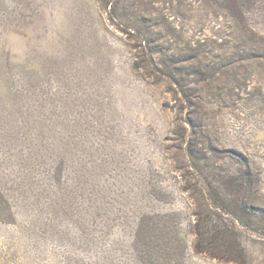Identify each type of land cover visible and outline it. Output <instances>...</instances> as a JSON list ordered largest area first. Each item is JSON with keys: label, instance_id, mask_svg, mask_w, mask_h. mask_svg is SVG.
I'll list each match as a JSON object with an SVG mask.
<instances>
[{"label": "rangeland", "instance_id": "rangeland-1", "mask_svg": "<svg viewBox=\"0 0 264 264\" xmlns=\"http://www.w3.org/2000/svg\"><path fill=\"white\" fill-rule=\"evenodd\" d=\"M194 43L205 52L203 64L215 69L208 78L185 77L184 87H175L133 70V48L140 44L167 51L171 44L186 49ZM262 56L264 0H0V119L13 113L11 122L20 128L17 75L23 70L32 87L27 109L46 115L58 137L54 144L66 145L63 154H53L57 158H44L47 165L64 157L71 181L77 173L100 181L102 195L123 191L150 212L167 213V227H179L181 255L166 264H230L193 251L180 136L187 128L186 141L239 152L256 180L255 202L264 209ZM190 64L183 75L192 72ZM40 121L39 129L46 126ZM15 150L0 146V188L13 199L15 215L0 221V264L135 262L127 245L103 254L128 240L119 223L101 243L89 245L82 221L49 207L43 187L52 183L38 181L47 166L34 159L20 166ZM233 160L221 154L211 163L223 174L238 171ZM83 188L93 190L94 182ZM254 214L251 225L240 227V239L246 264H264V220ZM166 245L176 244L165 237Z\"/></svg>", "mask_w": 264, "mask_h": 264}, {"label": "trees", "instance_id": "trees-1", "mask_svg": "<svg viewBox=\"0 0 264 264\" xmlns=\"http://www.w3.org/2000/svg\"><path fill=\"white\" fill-rule=\"evenodd\" d=\"M165 35L179 40L174 32H167ZM160 37H156L154 41H161L163 38ZM194 45L196 47L188 45L186 49H181L171 44L170 50L163 51L152 50L140 44L133 48L135 58L133 70L143 75L145 72L148 77L170 83L175 87H184L185 77L201 81L198 77L208 78L211 75L206 72L211 70L215 72V69L211 65L203 64L204 62L200 59L205 52L197 43ZM259 58L263 59L264 56ZM139 60L140 65L137 63ZM185 63H191L188 70L192 72L188 71L183 75L181 71ZM17 77L21 88L18 89V95L23 97L18 107L20 128L11 122L13 113H5L4 118L0 119V146L12 150L16 148L20 166L25 161H33V159L47 166L38 181L52 183L49 186L45 183L43 187L44 195L51 197L49 207L58 206L70 218L77 222L82 221L81 226L87 234L89 245H97L105 237L110 236L115 230V223H119L122 229L125 228L123 231L127 229L128 240L116 241V246L111 252L104 250L103 254L106 258L109 254L114 255L121 246L126 245L129 246L135 262L128 260L125 264H166L172 261L171 257L178 258L181 243L179 227L177 228L171 222V229L167 227V221L163 219L168 218L167 213L162 215L160 212H150L140 203H133L131 195L123 191L118 193L112 191L108 195H102L97 190L100 183L98 180H85L84 176L75 173V178L71 181L70 176L65 174L64 157L55 160L57 163H52L51 166L49 163L46 164L44 158H57L53 154H63L66 145L54 144L58 137L53 138L54 135H51L50 120L46 115L39 116L34 110L27 109L31 106L26 99L32 95V87L23 77V70ZM10 94L12 95V89ZM31 101L33 102L34 99L32 98ZM41 118L45 120L46 126L39 129L37 123L41 122ZM42 130L45 134L47 133V138L38 139ZM187 132L186 128L184 134L180 136V139L182 137L180 142H185V147H180V156L186 159L188 166L186 163L179 170L181 173L186 172L182 178L185 185L183 191L188 193L192 200L190 206L193 222L190 225V232L193 236V251L197 255L222 263L246 264L247 256L240 239V227H243L245 223L252 224L255 211H258L264 220V209L255 202L256 180L250 165L235 150L218 149L212 146L209 148L205 142L200 140L199 143L196 138L186 141ZM36 139L39 140L38 143H34ZM12 145L15 146L14 149ZM20 145H23L22 149ZM221 154H227L230 159H234L233 161L240 167L238 171L228 170L227 173H220L211 160ZM55 164L58 165L53 166ZM21 179L22 182L27 181L28 176L24 174ZM63 179L66 184H63ZM90 181L94 182V189L87 188L85 191L83 187ZM193 181L195 182L191 184ZM13 207V199L0 188V221L2 219L14 221ZM128 214L132 215L130 223H127ZM149 221H151L150 225ZM97 222L99 225L96 224ZM100 222L103 223L102 226ZM165 237L170 238V241L176 245L171 248L166 245L163 248L161 242ZM113 262H116L115 259L110 258L109 263Z\"/></svg>", "mask_w": 264, "mask_h": 264}]
</instances>
